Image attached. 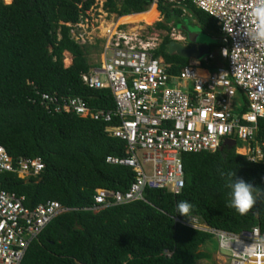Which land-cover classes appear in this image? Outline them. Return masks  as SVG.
Listing matches in <instances>:
<instances>
[{
	"label": "trees",
	"instance_id": "1",
	"mask_svg": "<svg viewBox=\"0 0 264 264\" xmlns=\"http://www.w3.org/2000/svg\"><path fill=\"white\" fill-rule=\"evenodd\" d=\"M97 0H0V144L14 158L40 157L45 169L25 182L16 174L0 175L1 188L24 195L27 204L57 201L70 209L55 219L29 246L22 264H199L210 261L206 243L213 238L177 214L179 201L194 207L197 217L210 228L241 233L259 227L264 232V195L240 215L226 206L228 189L220 172L233 169L238 178L264 188V164L253 163L237 148L182 154L185 186L178 194L146 189L144 200L94 212L98 189L126 192L136 173L110 165L108 157L129 156L125 142L109 137L107 125L42 104V96L84 99L94 111L115 108L109 89L84 84L82 75L93 67L91 45H81L72 29L82 23ZM104 10L125 20H145L153 0H104ZM184 11L204 32L220 36L217 21L198 9L193 0L183 3L159 0L156 28L168 32L154 51L179 74L188 60L168 53L173 27L182 23ZM221 45L212 46L211 50ZM73 57L64 65V54ZM212 71L217 64L202 62ZM244 111H247L245 108ZM257 139L264 141V119Z\"/></svg>",
	"mask_w": 264,
	"mask_h": 264
},
{
	"label": "built area",
	"instance_id": "2",
	"mask_svg": "<svg viewBox=\"0 0 264 264\" xmlns=\"http://www.w3.org/2000/svg\"><path fill=\"white\" fill-rule=\"evenodd\" d=\"M254 2L193 0L220 28V54L226 65L213 71L197 64L172 75L170 66L154 55L159 44L151 45L115 22L101 65L82 75L88 87L109 89L115 108L94 111L80 97L42 96V104L54 105L57 113L105 123L106 134L127 145L128 157H108L107 163L131 168L135 181L123 193L98 189L89 210L144 200L146 189L180 193L185 186L182 154L215 152L227 140L234 141L236 148L237 141L246 144L237 153L264 164V141L257 139L259 121L264 119V44L251 38L248 10ZM238 92L245 98L243 107L235 105ZM44 169L42 158H14L0 144V175L16 174L29 182ZM67 211L57 201L31 207L26 196L0 186V264H22L33 241ZM185 224L216 239L229 264H264V245L257 246L264 239L259 227L231 233L210 228L197 217Z\"/></svg>",
	"mask_w": 264,
	"mask_h": 264
},
{
	"label": "rangeland",
	"instance_id": "3",
	"mask_svg": "<svg viewBox=\"0 0 264 264\" xmlns=\"http://www.w3.org/2000/svg\"><path fill=\"white\" fill-rule=\"evenodd\" d=\"M176 1V0H175ZM103 2L101 0H97L95 6L87 13V17L83 20L80 25H77L72 29V36L74 39L78 40L81 45H91L90 54H89V62L91 64H98L102 63L103 60V51L105 44L108 42L111 37V32L114 30V15L105 14L102 11ZM155 7L150 8L148 10L149 17L143 21L141 20H125L119 19V24H126L129 28L126 32L130 33L131 35H139V37L143 36L144 41L147 43H151V45H157L162 42L165 35H168L166 31H160L156 28L158 23V17L155 15ZM187 16V14H185ZM130 24V25H129ZM179 24V22H178ZM125 25V26H126ZM180 29L185 30L186 32L192 33L193 39H206V37L202 34L200 27L194 25V22L189 18L186 17L183 20V23H180ZM171 35L173 34L177 38L182 35V33L178 30L172 29ZM206 45V44H205ZM211 43L206 45L205 53L211 52ZM216 52V49L215 51ZM207 56V55H205ZM164 60V59H163ZM199 60L203 61L202 58ZM67 61V63H66ZM73 62V57L70 53L65 52L64 54V65L65 67H70ZM165 62V60H164ZM165 65H169L166 64ZM237 100L235 101L236 107L238 104H241V107L245 105V98L241 95L240 92L237 93ZM246 144L242 143L241 141H237V149L244 148ZM241 151V150H240ZM206 251H208L212 255V259L210 261L202 260L199 264H229L227 257L223 254L222 251L219 250L218 241L216 239H212L208 241L205 245Z\"/></svg>",
	"mask_w": 264,
	"mask_h": 264
},
{
	"label": "clouds",
	"instance_id": "4",
	"mask_svg": "<svg viewBox=\"0 0 264 264\" xmlns=\"http://www.w3.org/2000/svg\"><path fill=\"white\" fill-rule=\"evenodd\" d=\"M248 15L251 18V38L264 44V0H255L248 10ZM220 176L224 180V186L228 189L226 206L240 215L246 214L264 195V188L238 178L233 169L220 172ZM193 207L190 202L181 200L176 205V211L177 214L190 221L189 213ZM261 245H264V239L257 244L258 247Z\"/></svg>",
	"mask_w": 264,
	"mask_h": 264
},
{
	"label": "crops",
	"instance_id": "5",
	"mask_svg": "<svg viewBox=\"0 0 264 264\" xmlns=\"http://www.w3.org/2000/svg\"><path fill=\"white\" fill-rule=\"evenodd\" d=\"M102 2H103V5H102V11L101 12H103V13H105V14H109V13H107L105 10H104V3H105V1L104 0H101ZM166 1H168V2H176L177 3V1H175V0H166ZM185 1V0H184ZM183 1V2H184ZM182 2V3H183ZM158 4H159V0H153L152 1V5L150 6V8L153 6V5H155L156 6V9H157V11H158ZM178 4H180V3H178ZM194 4V3H193ZM149 8V9H150ZM185 13H184V16L181 18V20H182V23H183V20L186 18V17H189L193 22H194V25H197L198 27H200V25L198 24V22L195 20V19H193V17L191 16V14L190 13H188L187 11H184ZM185 14H187V16H185ZM110 15V14H109ZM111 15H114L115 16V18H114V22H119V19L121 18V17H118L117 15H115V14H111ZM158 22H161L162 21V19L161 18H159L158 17ZM180 24V23H179ZM179 24H177V26H174L175 25V20H174V22H171L170 24H169V26L170 27H173L172 29H174V30H178V31H180L181 33H182V35L181 36H179V38H177L176 36H174L173 34L171 35H169L170 36V38H171V41L172 40H174V41H177V42H180V43H182L184 46H186V47H188L189 46V39H188V37H189V33L188 32H186L185 30H182V29H180L181 28V26H179ZM126 25V24H125ZM130 25V24H129ZM218 25V24H217ZM129 28V26H127L126 25V28ZM200 29H201V27H200ZM128 30V29H127ZM161 31V30H160ZM201 32H202V34L206 37V39H195L196 40V43H200V42H202V43H206V45L208 44V43H211V45H210V47L212 48V46H216V45H221L220 44V38H221V32H220V36L218 35V36H216V35H214V34H212V33H209V32H204L202 29H201ZM166 36V35H165ZM163 41V40H162ZM170 41V42H171ZM169 42V43H170ZM162 43V42H161ZM161 43H159V45L161 44ZM158 45V46H159ZM220 49H221V47L218 49H216V52H214V51H212L211 50V52H206V53H204V54H202L199 58H196V57H192V58H190V59H187L188 60V65H197V64H201V68L202 69H204V70H206L207 72L208 71H212L209 67H207V68H205L204 66H202V62H206V63H210V61H214V62H216V64H217V67L218 66H221V65H226V61H224L223 59H222V57H221V54H220ZM205 55H207V56H205ZM210 56H212V58H210ZM160 58H162V57H160ZM200 58H202L203 59V61H201V60H199ZM163 59V58H162ZM168 67L169 66H171V65H167ZM216 67V68H217ZM235 147V146H234Z\"/></svg>",
	"mask_w": 264,
	"mask_h": 264
},
{
	"label": "water",
	"instance_id": "6",
	"mask_svg": "<svg viewBox=\"0 0 264 264\" xmlns=\"http://www.w3.org/2000/svg\"><path fill=\"white\" fill-rule=\"evenodd\" d=\"M177 3H182L184 0H176ZM192 33L189 32V46L186 47L182 43L172 40L167 45L168 53L170 55H177L184 59H190L192 57L199 58L202 54L206 51V43H196V40L193 39ZM235 146V142L231 140H227L223 147H227L229 149H232Z\"/></svg>",
	"mask_w": 264,
	"mask_h": 264
},
{
	"label": "bare ground",
	"instance_id": "7",
	"mask_svg": "<svg viewBox=\"0 0 264 264\" xmlns=\"http://www.w3.org/2000/svg\"><path fill=\"white\" fill-rule=\"evenodd\" d=\"M3 1H4L6 4H11L13 0H3ZM154 7H155V5H153L151 8H154ZM147 13H148V11H147ZM121 19H124V18L121 17L120 20H121ZM66 63H67V61H66ZM201 74H205V73H204V72H201Z\"/></svg>",
	"mask_w": 264,
	"mask_h": 264
}]
</instances>
